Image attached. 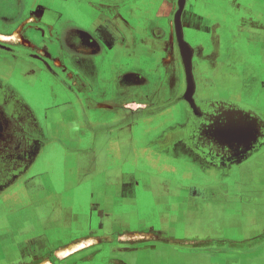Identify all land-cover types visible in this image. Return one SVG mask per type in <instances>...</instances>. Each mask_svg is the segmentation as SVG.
I'll return each instance as SVG.
<instances>
[{
	"label": "crops",
	"instance_id": "crops-1",
	"mask_svg": "<svg viewBox=\"0 0 264 264\" xmlns=\"http://www.w3.org/2000/svg\"><path fill=\"white\" fill-rule=\"evenodd\" d=\"M166 1L0 0V264H264V0L185 8L195 107Z\"/></svg>",
	"mask_w": 264,
	"mask_h": 264
},
{
	"label": "water",
	"instance_id": "water-1",
	"mask_svg": "<svg viewBox=\"0 0 264 264\" xmlns=\"http://www.w3.org/2000/svg\"><path fill=\"white\" fill-rule=\"evenodd\" d=\"M188 0H178V10L174 18V26L176 32V41L180 51V56L182 63L184 65L185 75H186V91L183 98L188 102L192 103L194 106V92L196 90V84L192 69V60L194 55V49L190 43L185 39L184 29H183V14L186 8ZM195 107V106H194Z\"/></svg>",
	"mask_w": 264,
	"mask_h": 264
},
{
	"label": "rangeland",
	"instance_id": "rangeland-1",
	"mask_svg": "<svg viewBox=\"0 0 264 264\" xmlns=\"http://www.w3.org/2000/svg\"><path fill=\"white\" fill-rule=\"evenodd\" d=\"M170 2V9H171V29L173 30V35H174V42H176L177 44V41H176V32H175V26H174V18H175V14L178 10V0H168ZM166 1V3L168 2ZM202 0H188L187 2V6H186V12H194V13H199L200 12V9H199V2L201 3ZM168 4V3H167ZM40 31V30H38ZM41 32V31H40ZM185 34H186V38L190 41H194V37L192 35V32L191 31H188L187 28H186V31H185ZM178 47V45H177ZM178 51H179V48H178ZM180 52V51H179ZM181 57V56H180ZM15 82L19 83L20 81L18 80H15ZM22 85V84H21ZM250 119L252 118L251 116H249ZM201 119V118H199ZM208 121L206 120H202V124L205 125V124H209L207 123ZM157 221H155V227H158V223H156ZM12 227H7L5 229L3 228H0V233L1 232H4V231H7L9 233L12 232ZM15 229V228H14ZM253 229V228H251ZM16 230V229H15ZM176 232V231H175ZM174 232V233H175ZM108 244L107 245H114V244H118V241L117 240H110V242H107ZM96 247H93L91 246L90 248L91 249H94V251H97L98 250V247H99V244H103V243H94ZM91 249H87L89 251H92ZM2 248H1V244H0V256L2 255ZM87 256V255H86ZM109 257V255H107V251L105 252H102V253H98L97 255H95V258L92 259V260H81L79 261L77 264H104L103 263V257ZM62 260H65V258L61 259L60 258V261ZM55 262L53 260H49L47 261L46 264H54Z\"/></svg>",
	"mask_w": 264,
	"mask_h": 264
},
{
	"label": "flooded vegetation",
	"instance_id": "flooded-vegetation-1",
	"mask_svg": "<svg viewBox=\"0 0 264 264\" xmlns=\"http://www.w3.org/2000/svg\"><path fill=\"white\" fill-rule=\"evenodd\" d=\"M214 106H216L215 104H214ZM204 107V109L202 110L204 113H203V115H202V117H201V119L202 120H206V121H208L207 123H211V122H213V120H214V118H217V116H215L214 117V115H212L211 113V110L213 109H211V107H210V105L209 106H203ZM213 110H215V109H213ZM219 112V111H218ZM216 115V114H215ZM232 117L233 116H226V115H222V117H220V122H222V121H224V122H226V121H229L230 119H232ZM240 117V115H237L236 116V118H237V120L238 121H240V123H247L248 121L246 120V118L245 117H243V119H241V118H239ZM76 258H72V259H70L68 262L67 261H62V263H61V261H58V260H55L54 262V264H68V263H71V262H74V260H75ZM81 260H83V259H78L77 260V262H79V261H81ZM76 261V260H75Z\"/></svg>",
	"mask_w": 264,
	"mask_h": 264
},
{
	"label": "bare ground",
	"instance_id": "bare-ground-1",
	"mask_svg": "<svg viewBox=\"0 0 264 264\" xmlns=\"http://www.w3.org/2000/svg\"><path fill=\"white\" fill-rule=\"evenodd\" d=\"M79 243V242H78ZM72 244V246L71 247H69L67 250H66V252H70V250H76L77 248H79V247H82V246H84V242H80L79 244ZM47 263V261H45V262H43V264H46Z\"/></svg>",
	"mask_w": 264,
	"mask_h": 264
}]
</instances>
